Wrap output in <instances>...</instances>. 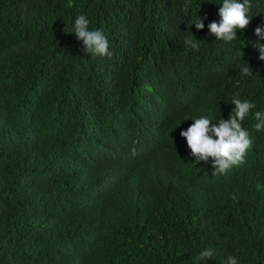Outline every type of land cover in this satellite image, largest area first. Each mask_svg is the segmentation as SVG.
I'll return each instance as SVG.
<instances>
[{
  "label": "trees",
  "instance_id": "1",
  "mask_svg": "<svg viewBox=\"0 0 264 264\" xmlns=\"http://www.w3.org/2000/svg\"><path fill=\"white\" fill-rule=\"evenodd\" d=\"M251 3L225 43L207 27L222 0H0V264H264V0ZM80 15L111 58L83 51ZM236 93L256 105L253 143L213 174L180 132L228 119Z\"/></svg>",
  "mask_w": 264,
  "mask_h": 264
},
{
  "label": "clouds",
  "instance_id": "2",
  "mask_svg": "<svg viewBox=\"0 0 264 264\" xmlns=\"http://www.w3.org/2000/svg\"><path fill=\"white\" fill-rule=\"evenodd\" d=\"M187 7V5H185ZM258 12L256 15H259ZM221 17L219 22L213 21L207 25L210 34H214L216 40H222L230 43L239 37L238 31L246 30L254 15H252L251 0H222V6L219 8ZM205 17L197 16L189 23V29L194 24L197 30L205 28ZM90 21L85 15H80L75 19L74 30L77 40L82 41L83 51L91 54L93 57H109L114 53L110 50L109 40L102 30H90ZM255 34L261 40H264V26H257ZM185 47L197 49L198 44L188 36L183 40ZM259 59L264 61V43H258ZM241 56L243 58L244 52ZM249 65V64H248ZM242 75H251L250 68L246 65L241 69ZM235 105L229 114L228 119L223 117L218 123L213 122L206 116L193 119L186 130H182L180 135L186 139L187 146L191 155L195 157V162H211L214 167L213 174H224L232 166H238L244 162L245 154L251 147L253 141L246 128L242 127L243 122L251 114V110L256 108L254 103L247 100H241L239 93H236L231 102ZM254 118L257 123L254 127L258 131H264V113L255 111ZM214 257L212 249H205L199 254L200 260H206ZM228 264H238V258L229 256Z\"/></svg>",
  "mask_w": 264,
  "mask_h": 264
}]
</instances>
